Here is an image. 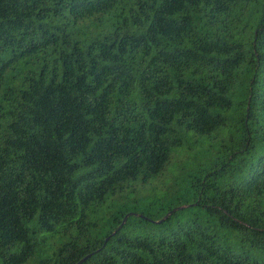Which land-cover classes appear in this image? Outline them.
Segmentation results:
<instances>
[{
	"label": "trees",
	"instance_id": "obj_1",
	"mask_svg": "<svg viewBox=\"0 0 264 264\" xmlns=\"http://www.w3.org/2000/svg\"><path fill=\"white\" fill-rule=\"evenodd\" d=\"M81 260L264 264V0H0V264Z\"/></svg>",
	"mask_w": 264,
	"mask_h": 264
},
{
	"label": "rangeland",
	"instance_id": "obj_2",
	"mask_svg": "<svg viewBox=\"0 0 264 264\" xmlns=\"http://www.w3.org/2000/svg\"><path fill=\"white\" fill-rule=\"evenodd\" d=\"M184 158V155H179V158ZM161 181H163V180H161ZM126 210L128 211V214H137V211L134 209V207L133 206H128L127 208H126ZM66 239H63V240H59L58 238H54V239H51V240H49L48 241V243H47V245H46V247H55V246H57V245H59L60 243H62V242H64Z\"/></svg>",
	"mask_w": 264,
	"mask_h": 264
},
{
	"label": "water",
	"instance_id": "obj_3",
	"mask_svg": "<svg viewBox=\"0 0 264 264\" xmlns=\"http://www.w3.org/2000/svg\"><path fill=\"white\" fill-rule=\"evenodd\" d=\"M183 208H185V207L182 206V207H178V208L173 209L171 212H168V213H167V214H166L161 220H159V221L156 222V223H161V222L165 221V220L168 218L169 215H171L172 213L176 212L177 210H180V209H183ZM131 215H136V214H127V215H125L124 218H123V221H122V223L119 225L118 229H120V228L122 227V225L125 223V221L127 220V218H128L129 216H131ZM118 229H117V230H118ZM112 234H114V233H112ZM83 260H85V259H83ZM83 260H81L78 264H80Z\"/></svg>",
	"mask_w": 264,
	"mask_h": 264
}]
</instances>
